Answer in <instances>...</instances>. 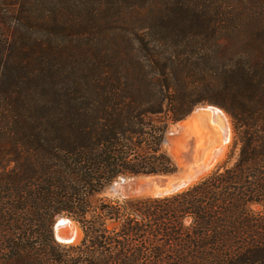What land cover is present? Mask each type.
<instances>
[{"label":"trees","instance_id":"trees-1","mask_svg":"<svg viewBox=\"0 0 264 264\" xmlns=\"http://www.w3.org/2000/svg\"><path fill=\"white\" fill-rule=\"evenodd\" d=\"M199 104L230 119L222 166L104 196L173 175L167 131ZM0 264H264V0H0Z\"/></svg>","mask_w":264,"mask_h":264},{"label":"rangeland","instance_id":"rangeland-1","mask_svg":"<svg viewBox=\"0 0 264 264\" xmlns=\"http://www.w3.org/2000/svg\"><path fill=\"white\" fill-rule=\"evenodd\" d=\"M242 1H246V3L248 2H252L254 0H242ZM141 8L140 4L139 5H136V6H130L129 9H137V8ZM136 14V13H134ZM204 106H213V105H209V104H199V105H196L193 110L191 111V113L188 115L190 116L197 107H204ZM213 107H216V106H213ZM218 108V107H216ZM220 109V108H218ZM221 112L226 116L227 114L222 110L220 109ZM187 116V117H188ZM186 117V118H187ZM186 118L184 120H186ZM183 120V121H184ZM227 129H228V141L225 145V148L224 150L222 151V154L220 155V159L216 160L211 169L209 170V172H207L205 175L203 176H200L198 179H195L194 181H191L190 183H188L182 190H184L185 188H187L188 186L196 183L198 180H200L201 178L209 175L211 172H213L214 170H216L218 167L222 166L228 159L229 157V154H230V150H231V145H232V137H233V134H232V126H231V122H230V119L229 117L227 118ZM182 122V121H181ZM207 121L205 120V123ZM180 123V122H179ZM179 123H176L175 125H171L167 131V134H166V140L163 144V150L167 152L168 155H170L172 157V159L175 161L176 165H177V169L179 170V172L181 171V168L182 166H179L177 164V160L176 158L178 157L179 159H182L184 158V155L187 151V143L191 140H194L192 137H188L187 133H184L183 129L181 128L180 125H178ZM183 123V122H182ZM209 123V122H208ZM181 124V123H180ZM216 127H218L219 125H215ZM226 127V126H225ZM219 128V127H218ZM211 138V140H210ZM183 140L185 141L184 142V149H181L179 145V143ZM219 137H218V134H217V131H213V134L212 136L210 137V134H209V140H208V143H207V146L210 145L208 148L210 149V154L212 155L214 153V151L219 147L221 141H219ZM211 142V143H210ZM182 151H181V150ZM219 150V149H218ZM198 151H202L201 152V155L203 153H205L206 151L204 150V148H202V146H199L198 148ZM179 152V154H178ZM182 154V155H181ZM177 155V156H176ZM180 156V157H179ZM149 177V178H148ZM152 177V178H151ZM156 178L153 176H136V177H125V178H122V177H119L117 178L105 191V194L104 196H107V197H110V198H122L119 193L121 190H125L127 187H131L132 185H135V186H144L146 187L144 190H142L140 193H132V192H129L128 194L131 195V196H155L153 190L150 189V185L153 184V181L155 180ZM110 187H114L115 191L113 192ZM151 194V195H150ZM151 196V197H152ZM59 218H64L67 222L61 227L60 229V232L61 234L63 235H67V236H72V241L70 244L68 245H71V244H76L80 241L81 237H82V234H81V231L79 229V227L76 225V223H74L70 218L62 215V216H58L56 217L54 223L59 219ZM54 225V224H53ZM56 241V240H55ZM59 245H64V244H61L60 242L56 241Z\"/></svg>","mask_w":264,"mask_h":264},{"label":"water","instance_id":"water-1","mask_svg":"<svg viewBox=\"0 0 264 264\" xmlns=\"http://www.w3.org/2000/svg\"><path fill=\"white\" fill-rule=\"evenodd\" d=\"M210 108L214 109V113L212 114V119L215 121L217 120L219 125L222 129L225 130V125L221 121L222 116L220 115L221 110L209 106ZM201 157L196 158L195 156V143L194 140H191L187 143V151L184 155L183 162H182V168L181 171L177 169V171L173 175L169 176H153L156 179L153 181V184L150 185V189L153 190L155 196L154 197H160V196H166L170 194H174L176 192L181 191L188 183L193 181L195 177H197L202 171L206 169L204 165H201ZM190 171V172H189ZM146 187L144 186H135L132 185L131 187H127L125 190H121L119 195L122 198L126 197H132L129 195V192L134 193H140L142 190H144ZM110 189L114 192V187H110ZM67 221L64 218H59L53 225V236L54 239L61 244L68 245L72 241V236H65L60 233L59 238H56L55 236V230L56 228L61 229V227L66 223Z\"/></svg>","mask_w":264,"mask_h":264},{"label":"bare ground","instance_id":"bare-ground-1","mask_svg":"<svg viewBox=\"0 0 264 264\" xmlns=\"http://www.w3.org/2000/svg\"><path fill=\"white\" fill-rule=\"evenodd\" d=\"M214 113V109L204 106V107H197L195 111L186 118V120L180 122L178 125L181 126L184 133H187L188 137H192L194 139L195 143V156L196 158L201 157V165H204L206 169L202 171L195 179H198L200 176L205 175L209 170L211 169L213 163L220 159V155L222 154V151L225 148V145L228 141V129H227V118L222 112H220V115L222 116V122L224 123L225 130L221 128L217 120L212 119V114ZM205 120L207 121L205 123ZM209 122V123H208ZM215 125H219L216 127ZM213 131H217L219 141H221L219 147L214 151V153L211 155L210 152V145L207 146L208 140H209V134L210 137L213 134ZM211 140V138H210ZM184 140L181 141L178 146L181 147V149H184ZM211 143V142H210ZM199 146H202L204 150L206 151L201 155L202 151H198ZM209 147V148H208ZM180 149V150H181ZM219 149V150H218ZM182 151V150H181ZM179 154V152H178ZM182 155V154H181ZM177 156V155H176ZM180 157V156H179ZM177 164L179 166H182V159L176 158ZM190 172V171H189ZM149 178V177H148ZM152 178V177H151ZM154 178V177H153ZM193 179V181L195 180ZM151 195V194H150ZM152 196V195H151ZM153 197V196H152ZM60 230L59 228H56L55 230V236L56 238H59L60 236Z\"/></svg>","mask_w":264,"mask_h":264}]
</instances>
